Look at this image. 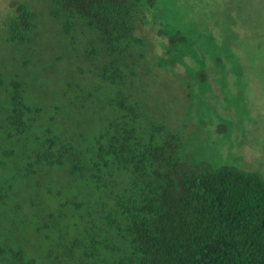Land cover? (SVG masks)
<instances>
[{"label": "trees", "instance_id": "16d2710c", "mask_svg": "<svg viewBox=\"0 0 264 264\" xmlns=\"http://www.w3.org/2000/svg\"><path fill=\"white\" fill-rule=\"evenodd\" d=\"M38 1L64 37L78 28L90 36L93 55L86 58H106L97 67L98 88L114 97L96 137L80 144L50 130L34 136L31 115L40 110L25 104L14 83L0 149L5 142L21 151L0 154L16 158L21 189L1 183L0 206L25 197L14 211L26 212L22 222L37 242L0 241V263L264 264V178L234 165L183 169L175 158L180 138L147 124L132 98L142 0ZM17 11L5 24L9 45L25 44L38 30L28 5Z\"/></svg>", "mask_w": 264, "mask_h": 264}, {"label": "rangeland", "instance_id": "374dc122", "mask_svg": "<svg viewBox=\"0 0 264 264\" xmlns=\"http://www.w3.org/2000/svg\"><path fill=\"white\" fill-rule=\"evenodd\" d=\"M20 4L37 14L38 30L25 44L9 45L5 24ZM135 25L143 43L134 47L131 95L147 124L180 138L175 158L182 168L234 165L264 178V0H142ZM69 38L45 3L0 0V121L19 82L25 104L40 110L31 115L34 136L50 130L80 144L96 137L114 97L98 88L97 67L106 58H86L93 46L81 28ZM3 143L0 153L21 151V144ZM19 167L0 154V184L20 190L13 179ZM26 200L0 206V241L37 242L22 222L26 212L14 211Z\"/></svg>", "mask_w": 264, "mask_h": 264}]
</instances>
